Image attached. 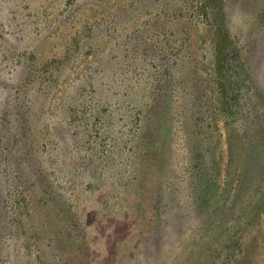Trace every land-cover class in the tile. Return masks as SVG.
Here are the masks:
<instances>
[{
  "label": "rangeland",
  "instance_id": "1",
  "mask_svg": "<svg viewBox=\"0 0 264 264\" xmlns=\"http://www.w3.org/2000/svg\"><path fill=\"white\" fill-rule=\"evenodd\" d=\"M0 264H264V0H0Z\"/></svg>",
  "mask_w": 264,
  "mask_h": 264
},
{
  "label": "trees",
  "instance_id": "2",
  "mask_svg": "<svg viewBox=\"0 0 264 264\" xmlns=\"http://www.w3.org/2000/svg\"><path fill=\"white\" fill-rule=\"evenodd\" d=\"M223 35L225 38L219 43L218 55L220 61L225 62L221 63L220 66L225 68L224 65H226V70L221 68L220 82L222 89L227 92L230 85H239V83L246 82V73L238 46L232 42L228 34H224L223 32ZM223 35L222 26H219L218 38H221Z\"/></svg>",
  "mask_w": 264,
  "mask_h": 264
}]
</instances>
